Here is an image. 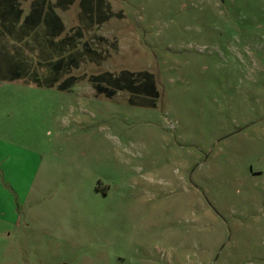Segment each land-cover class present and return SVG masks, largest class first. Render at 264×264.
I'll use <instances>...</instances> for the list:
<instances>
[{"label": "rangeland", "instance_id": "rangeland-1", "mask_svg": "<svg viewBox=\"0 0 264 264\" xmlns=\"http://www.w3.org/2000/svg\"><path fill=\"white\" fill-rule=\"evenodd\" d=\"M15 1L0 264H264V0Z\"/></svg>", "mask_w": 264, "mask_h": 264}, {"label": "crops", "instance_id": "crops-1", "mask_svg": "<svg viewBox=\"0 0 264 264\" xmlns=\"http://www.w3.org/2000/svg\"><path fill=\"white\" fill-rule=\"evenodd\" d=\"M16 5H17V2H16L15 0H14V1H13V0H10V1H9V0H8V2L5 3L4 6H2L3 9H2V11H1V12H2L1 15H2L3 12H4V20H3V23H4L5 27H6V25L8 24V22H12L11 19H14V17H15L14 15L18 14V13H14V14L12 13V7H17ZM5 12H6V13H12V14H11V15H12V18L9 19V21H8V20H7V21L5 20V19H6V17H5V16H6V13H5ZM15 18H16V17H15ZM28 18H31V14H29V15L26 16V19H28ZM11 29H12V28H10V29L7 30V31H8V32H11ZM5 30H6V28H5ZM22 90H24V89L22 88Z\"/></svg>", "mask_w": 264, "mask_h": 264}]
</instances>
